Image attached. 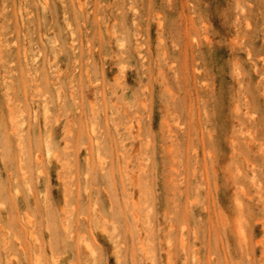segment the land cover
Segmentation results:
<instances>
[{
  "label": "rangeland",
  "instance_id": "374dc122",
  "mask_svg": "<svg viewBox=\"0 0 264 264\" xmlns=\"http://www.w3.org/2000/svg\"><path fill=\"white\" fill-rule=\"evenodd\" d=\"M0 264H264V0H0Z\"/></svg>",
  "mask_w": 264,
  "mask_h": 264
},
{
  "label": "bare ground",
  "instance_id": "6f19581e",
  "mask_svg": "<svg viewBox=\"0 0 264 264\" xmlns=\"http://www.w3.org/2000/svg\"><path fill=\"white\" fill-rule=\"evenodd\" d=\"M48 154V153H47Z\"/></svg>",
  "mask_w": 264,
  "mask_h": 264
}]
</instances>
